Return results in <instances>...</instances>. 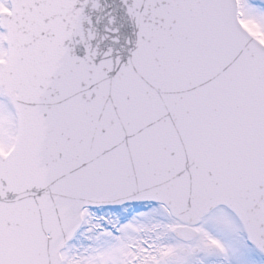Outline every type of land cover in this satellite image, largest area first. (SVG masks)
Instances as JSON below:
<instances>
[{"label": "snow or ice", "instance_id": "1", "mask_svg": "<svg viewBox=\"0 0 264 264\" xmlns=\"http://www.w3.org/2000/svg\"><path fill=\"white\" fill-rule=\"evenodd\" d=\"M0 264H264V0H0Z\"/></svg>", "mask_w": 264, "mask_h": 264}]
</instances>
